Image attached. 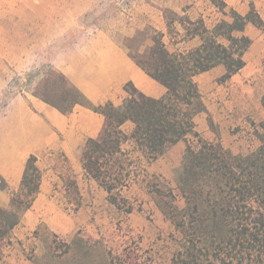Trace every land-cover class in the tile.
I'll list each match as a JSON object with an SVG mask.
<instances>
[{"label": "trees", "instance_id": "obj_1", "mask_svg": "<svg viewBox=\"0 0 264 264\" xmlns=\"http://www.w3.org/2000/svg\"><path fill=\"white\" fill-rule=\"evenodd\" d=\"M210 1L229 16L211 28L203 17L191 19L171 9L163 11L167 32L178 34L175 27L178 24L183 30L181 39L199 37L200 42L194 47L170 51L163 39L164 32L151 25L123 39L128 57L166 88L161 97L146 96L127 82L124 85L127 94L119 105L109 100L94 104L62 72L52 67L44 70L32 95L62 114L81 105L104 117L98 136L87 138L78 147L77 156L84 172L107 192L108 202L126 213L131 212L132 205L121 191L131 179L135 160L123 144L132 142L133 150L151 162L171 144L188 135L196 138L198 148L186 146L183 161L175 173L183 207L175 204L176 196L169 186L159 185L157 176L151 175L146 181L157 207L178 232L177 237H172L175 249L168 264H264V123L262 131L257 133L260 141L257 149L241 155L226 149L219 140L202 138L193 120L196 112H206L194 76L222 65L225 73L219 81H225L242 69L246 64L244 55L252 42L245 28L252 24L264 29V19L252 2L242 14L228 8L224 0ZM261 102L264 106V94ZM126 121L133 123L129 134L122 129ZM41 177L36 156L30 154L19 188L9 190L7 207L0 206V261L11 230L39 192ZM0 188L8 189L1 176ZM64 192L76 211L81 205V194L73 173L64 179ZM52 236L51 255L67 254L73 258L75 252L71 247L80 239L75 237L64 245L67 249L58 251L57 236L55 233ZM83 250L82 256L90 264H140L138 258L130 261V256L123 252L113 254L105 250L102 254L86 246Z\"/></svg>", "mask_w": 264, "mask_h": 264}, {"label": "rangeland", "instance_id": "obj_2", "mask_svg": "<svg viewBox=\"0 0 264 264\" xmlns=\"http://www.w3.org/2000/svg\"><path fill=\"white\" fill-rule=\"evenodd\" d=\"M224 1L228 8H234L240 13H246L252 2L264 19V0ZM165 9L187 15L191 19L203 17L209 28L220 19H229V16L223 14L210 0H76L62 5L49 3L39 5L37 10L42 15L55 14V11L59 18L57 20L48 18L43 22L45 35H31V43L37 45L33 47L41 50L31 52V57L38 62L35 66L24 67L21 59L22 50L16 47L9 52L10 58L13 59L11 64L0 61L4 77L1 82L6 81L1 94L2 102L14 94L32 93L48 67L60 72L63 67L69 74L75 73L78 78L84 76L85 67L94 65L93 61L101 55L99 46L106 43L107 39L108 42L123 46L124 38L132 36L136 30L144 29L148 25L164 32L163 39L170 51L182 49L183 46L176 43L182 38L183 30L180 32L181 27L176 24L178 34L167 32L163 16ZM7 19L8 17L4 18V24ZM9 24L14 30L11 38L22 43L23 35L18 33L22 24L16 21H9ZM6 31L5 28V33ZM245 34L252 42L244 55L246 66L240 72V77L237 76V79L231 82L230 78L225 80H229V90L225 91V98L217 99L215 112L206 114L199 111L206 117L209 130L215 134L212 142L220 137L219 141L226 149L241 155L257 149L260 144L257 133L262 131L261 124L264 123L260 115L250 114L253 86L250 81L260 83L261 88L264 86V29L248 24ZM147 42L149 43V40ZM72 48L76 49L73 52L76 57L74 61L71 58ZM49 59L57 60L59 68L53 66ZM86 59L90 62H86ZM62 73L70 81V78ZM220 77L216 81L224 84L225 81H219ZM205 100L211 104L209 95ZM209 118L212 119L211 125ZM189 141L188 144L192 148H198L196 138L189 135ZM123 148L129 151L135 160L131 179L127 187L121 191L132 205L131 212L126 213L108 200L99 198L84 178L80 179L79 190L86 194L85 200L95 196V204L92 207H78L73 211L74 207L69 203L63 188L64 179L72 172L63 155L56 153L52 160L47 159L42 164L44 168L56 169L63 179L60 186L55 185L48 194V198L56 207H49L46 220L40 221L26 236L17 238L14 235L2 247L0 264H90L87 258L82 256L85 246L94 248L102 254L105 250H110L113 254L123 252L127 257L130 256V261L138 258L140 264H168L175 249L172 237H177L178 232L157 207L154 196L148 192L146 181L151 179V175L157 176L159 185L161 183L169 186L176 196L175 204L183 207L184 200L178 189L175 173L183 161L185 149L182 153L172 155V159L176 158L178 164L169 170L168 174L163 175L161 172L147 171L146 167L150 162L139 157L128 143ZM152 181L156 182L155 179ZM53 233L57 236L58 251L67 249L64 245L70 244L75 237L80 239L79 243L71 247L72 252H75L73 258L67 254L62 257L51 255L54 245Z\"/></svg>", "mask_w": 264, "mask_h": 264}, {"label": "crops", "instance_id": "obj_3", "mask_svg": "<svg viewBox=\"0 0 264 264\" xmlns=\"http://www.w3.org/2000/svg\"><path fill=\"white\" fill-rule=\"evenodd\" d=\"M73 2L76 0H0V61L11 64L13 59L10 58L9 52H12L16 47L22 50V65L24 67L35 66L38 62L31 57V52L41 50L33 47L37 45L31 43V35H45L43 22L48 18L52 20L59 18L55 11V14L42 15L37 10L38 6L45 3L62 5ZM5 17H8L6 24L3 23ZM9 21L22 24L21 30L18 32L23 35L22 43L15 42L11 38L14 30ZM5 28L7 29L6 33ZM179 31L181 32L182 28ZM106 41L99 46L101 55L93 61L94 65L85 67L84 76L78 78L75 73L69 74L65 68L61 67L62 72L87 98L95 104L109 100L114 105H119L127 94L124 90V85L127 82H131L143 94L152 98H159L165 93L166 88L163 85L148 76L128 57L124 46L108 42V39ZM199 42L200 39L196 36L179 39L176 44L183 46L180 50H186L198 45ZM75 50L72 48L71 58L73 61L76 59L73 53ZM33 55L35 56V54ZM44 59L43 61H45ZM49 61L53 66L59 68L56 64L57 60L49 59ZM85 61L90 62L88 59ZM243 68L230 77V82L236 80L237 76L240 77ZM2 71V65H0V85H2L0 86V176L6 181L8 189L0 188V206L7 207L10 200L9 190L19 188L25 163L30 154L36 156V164L42 171L39 192L32 205L24 212L20 222L11 230L9 238L11 240L14 235L17 238L26 236L30 230L36 228L40 221L46 220L45 216L48 214L49 207H56V204L48 198V194L55 185L60 186V181L63 179L53 167L44 168L42 166L47 159L52 160L56 153H61L64 156L78 184H80V179L84 178L93 188L94 194L107 201V192L84 172L77 156L78 147L83 145L87 138L98 136L103 126L104 117L81 105H76L70 113L62 114L30 92L11 95L2 102L1 94L6 85V81L1 82L4 79ZM224 73V67L217 65L194 76L206 108V114L215 112L214 108L218 104L216 103L217 99L226 97L225 91L229 90V80L224 84H219L216 81ZM250 82L253 84L250 114L260 115L261 120L264 121V106L261 102L264 86L261 88L260 83ZM208 95L211 98V104L205 100ZM225 102L227 101L225 100ZM193 120L195 130L199 135L206 140L213 141L215 134L209 130L206 117L199 112L194 115ZM122 129L129 134L133 129V123L126 121L122 125ZM217 139L221 141L220 137ZM126 143L134 148L130 141L125 142L123 146ZM188 143H190L189 135L185 139L171 144L161 156L148 164L146 170L161 172L163 175L168 174L169 170L171 171L178 164L176 158L172 159V155L182 153ZM136 152L139 155V152ZM139 157L142 156L139 155ZM80 194L82 199L80 207H92L95 204V196L85 200L86 194L84 192H80Z\"/></svg>", "mask_w": 264, "mask_h": 264}]
</instances>
